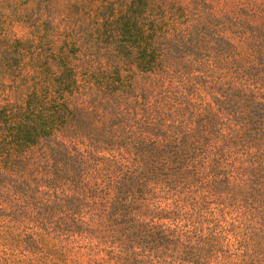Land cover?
<instances>
[{
  "label": "rangeland",
  "instance_id": "obj_1",
  "mask_svg": "<svg viewBox=\"0 0 264 264\" xmlns=\"http://www.w3.org/2000/svg\"><path fill=\"white\" fill-rule=\"evenodd\" d=\"M240 92H264V0H0V264H264Z\"/></svg>",
  "mask_w": 264,
  "mask_h": 264
},
{
  "label": "trees",
  "instance_id": "obj_2",
  "mask_svg": "<svg viewBox=\"0 0 264 264\" xmlns=\"http://www.w3.org/2000/svg\"><path fill=\"white\" fill-rule=\"evenodd\" d=\"M244 94H245L244 92L243 93L240 92V95H242L247 101L246 106L248 108H251L248 112L247 118H245V116L243 115L241 116L243 119L242 121L243 124L245 123L247 124L249 121L247 119H250V117H252L254 114H257L259 117H261V115L263 114L264 112V92H259L260 99H254L253 95L248 96L245 94L246 97H249V98H246ZM29 102L30 100L27 99L26 105L29 106ZM26 118L30 120V122H24L23 120L22 122L25 123L26 127L28 126L27 130L16 128L14 131L15 134L14 135L12 134L13 138L16 140V143L33 141L36 137L43 134L42 132H38V131L39 130L43 131L42 128H45L47 125L46 124L47 121L45 118L42 120L41 123L35 117L33 118L26 117ZM257 120H260V118H258ZM124 177L125 175L121 176V178H118L111 185L112 196L110 197L109 205H108V208L106 209V212H109V213L111 212L114 214L116 213L114 206L120 205L121 203L120 201L122 199V193H124L126 191V188L128 187V186H125L127 184L125 180H123L124 182H121Z\"/></svg>",
  "mask_w": 264,
  "mask_h": 264
}]
</instances>
